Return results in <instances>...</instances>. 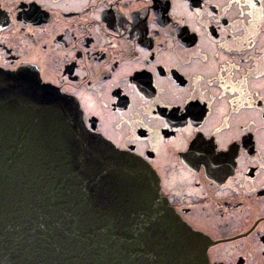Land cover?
Here are the masks:
<instances>
[{
	"label": "flooded vegetation",
	"instance_id": "1",
	"mask_svg": "<svg viewBox=\"0 0 264 264\" xmlns=\"http://www.w3.org/2000/svg\"><path fill=\"white\" fill-rule=\"evenodd\" d=\"M23 68L157 172L209 264H264V0H0Z\"/></svg>",
	"mask_w": 264,
	"mask_h": 264
},
{
	"label": "water",
	"instance_id": "2",
	"mask_svg": "<svg viewBox=\"0 0 264 264\" xmlns=\"http://www.w3.org/2000/svg\"><path fill=\"white\" fill-rule=\"evenodd\" d=\"M65 96L29 69L0 71V264H209L157 172Z\"/></svg>",
	"mask_w": 264,
	"mask_h": 264
},
{
	"label": "snow or ice",
	"instance_id": "3",
	"mask_svg": "<svg viewBox=\"0 0 264 264\" xmlns=\"http://www.w3.org/2000/svg\"><path fill=\"white\" fill-rule=\"evenodd\" d=\"M76 95L75 93H69L67 96L65 97H61L60 100L61 102L68 106L69 109H71L74 106V101L71 99V96ZM193 147H195V143L193 144Z\"/></svg>",
	"mask_w": 264,
	"mask_h": 264
}]
</instances>
